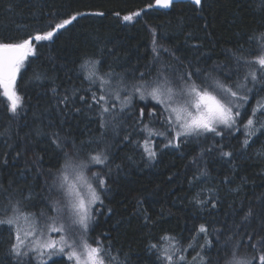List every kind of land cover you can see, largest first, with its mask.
Here are the masks:
<instances>
[{
  "label": "snow or ice",
  "instance_id": "obj_1",
  "mask_svg": "<svg viewBox=\"0 0 264 264\" xmlns=\"http://www.w3.org/2000/svg\"><path fill=\"white\" fill-rule=\"evenodd\" d=\"M214 2L218 3V0H188L205 21L200 26L204 37L187 33L186 39L193 41L190 47L194 53H199L194 54L192 60L182 61L174 53H169L179 67L166 64L155 75L141 72L138 77L133 75L129 82L126 74L118 73L111 65L105 66L103 56L86 52L80 58L77 72L83 74L84 81L88 82L87 88H64L61 91L62 86L56 82L58 77H50L46 70L34 75L37 81H51L49 106L43 111L52 119L47 124L41 120L40 126L22 137L17 130L13 141L6 140L4 146L8 150L0 152V167H12L23 160L24 167L18 170L20 178L25 177V172L35 170L37 175L45 177V190L56 191L58 199L52 201L43 197L52 215L44 209L32 211L36 205L32 203L31 191L28 195L21 193L17 196L12 186L14 182L10 181L7 187L0 182V227L7 232V264H48L49 261L57 264L54 257L62 258L65 264H127V257L121 260V251L114 249L111 243L105 244L103 239L90 236L98 216L103 214L102 193L109 189L108 181L112 178L111 155L115 145L107 141L109 129L117 135L120 131L126 132L120 143L133 145L134 150H140L141 159L148 163L156 161L163 149L179 150L211 136L212 142L202 147L190 161L195 167L190 185L208 177L207 168L201 167L205 156L219 154L229 162L234 159V152L224 151L227 145L217 142L216 137L223 140L226 133L234 136L242 132L244 139L240 145L243 152L254 142V137L264 135V0H252L249 6L260 19L254 27L242 33V43L238 40L234 49L225 50L227 61L199 67L197 65L206 64L210 58L200 49L204 46L203 40L213 35L209 31L212 25L203 14ZM11 6L10 3L9 8ZM175 6L176 0H154L140 11L124 15L123 20L133 21L149 9ZM93 14L104 15L103 12ZM64 15L67 18L61 19ZM82 15L85 14H64L52 8L49 12H41L40 17L33 15V19L39 21L36 27L18 24L14 20L0 24V92L7 100L6 111L11 113L10 120L24 109V98L17 91L21 69L30 57L37 56L40 44L52 41L56 34L66 30ZM180 19L182 22L183 18ZM151 31L155 65L159 50L165 53L169 50L157 43L156 30ZM81 92L84 94H79ZM134 97L143 102V106H134ZM253 100L255 104H251ZM150 101L154 102L152 107H149ZM33 116L40 119L35 112ZM74 116L94 121L100 135L90 134L88 140L79 139L71 126L65 127L68 119ZM128 120H132L131 125ZM133 136L143 138L133 139ZM38 138L47 141V147L42 151L49 154L50 160L55 159L54 168L43 167L44 156L36 151ZM156 138H163L166 142L157 144ZM257 156L264 157V150L258 151ZM97 165L106 171H93ZM115 167L119 169L121 165ZM241 179L246 183V178ZM234 182V176L227 175L220 181L223 185ZM241 188L242 185H238L230 190L238 194ZM203 191L201 188L193 196L194 205L200 209H216L220 202L216 190L209 189L211 195L200 198ZM258 200L259 208H254L251 201L246 209L241 204L234 215H243H239L238 222L233 219L230 226L227 222L220 228L212 226L215 221L200 223L190 230L188 237L162 229L161 235L147 245V250L155 255L156 264H264V196ZM137 203L136 214L141 216L145 225H154L151 215L143 208L144 201L138 200ZM107 211L111 213L112 209ZM25 223L29 225L27 228L23 226ZM101 235L107 237L108 234ZM200 240L203 243H199ZM213 249L216 252L214 257L209 255ZM191 251H195V256L189 258ZM0 264H6L3 258H0Z\"/></svg>",
  "mask_w": 264,
  "mask_h": 264
},
{
  "label": "trees",
  "instance_id": "obj_2",
  "mask_svg": "<svg viewBox=\"0 0 264 264\" xmlns=\"http://www.w3.org/2000/svg\"><path fill=\"white\" fill-rule=\"evenodd\" d=\"M149 2L154 0H0V24H8L14 20L18 24L36 27L39 21L33 19V15L40 17L41 12H49L52 8L64 14H85L66 30L56 34L52 41L40 44L37 56L30 57L21 69L17 79V91L24 98V109L19 116L9 119L11 113L6 111L7 100L0 92V133H3L0 135V152L8 150L4 142L13 141V134L17 130L22 137L40 126L41 120L47 124V121L52 119L51 115L43 111L49 106L51 81L34 79V75L39 74L41 70H46L50 77H58L56 82L62 86L63 91L64 88L88 87L83 74L77 72L80 58L86 52H96L98 56H103L105 66L111 65L118 73L126 74L129 82L133 75L138 77L141 72H151L155 75L156 71L166 64L179 67L169 53H174L182 61L192 60L194 54H199L193 52L190 47L193 41L186 39V35L192 32L203 38L204 32L200 30V26L205 21L188 2L176 3V6L169 10L149 9L130 22L123 20L124 15L140 11ZM251 3L252 0H218V3L212 4L211 9L206 8L203 15L210 21L212 26L209 31L213 35L203 40L204 46L200 52L206 53L210 58L206 64L197 66L211 67L214 62L223 64L227 61L225 50L234 49L236 42L241 40L242 33L254 27L260 19L258 15L253 14V9L249 6ZM96 12H103L104 15H94ZM117 12L120 13L119 16L116 15ZM151 29L156 30L157 43L169 50L168 53L159 50V60L155 65ZM153 103L150 101L149 107H152ZM255 103V100L251 102ZM133 105L143 106V102L134 97ZM34 112L40 117L39 120L34 118ZM131 124L132 120H128V125ZM69 126L74 129V135L79 139L88 140L90 134L100 135L96 123L82 116L70 117L65 127ZM125 134L127 133L124 131H120L119 135L111 129L108 131L107 141L115 145L111 155L112 178L108 181L109 189L102 193L103 214L98 216L95 230L90 236L103 239L105 244L111 243L114 249L121 251V260L127 257V264H156L155 255L147 250V245L161 235L162 229L171 230L176 236L188 237L190 230L200 223L215 221L212 226L220 228L224 222L229 226L233 219L238 222L239 215L243 213L234 215V211L239 209L241 204L245 209L249 201L254 208L261 206L258 198L264 196V157L257 156V152L264 150V135L254 137V142L243 152L240 145V141L244 139L242 132L235 133L234 136H228L226 133L223 140L216 137L217 142L227 145L224 151L234 152V159L229 162L219 154L205 156L201 167L207 168L208 177L203 182L190 185L189 181L195 172V167L190 161L202 147H207L212 142L211 136L207 139L201 138L199 143L192 142L182 146L179 150L163 149L156 161L148 163L141 159L140 150H134L131 144L120 143ZM142 138L133 136V139ZM155 142L161 144L166 141L156 138ZM45 147V139H36V151L44 156L43 167L54 168L56 161L50 160L49 154L42 151ZM129 156L132 157L131 160L127 159ZM115 165L121 167L117 169ZM23 167V160L14 163L12 167H0V182L5 187L10 181L14 182L12 186L16 189L17 196L21 193L28 195L31 191L32 203L36 205L31 210L44 209L48 215H52L43 197L55 201L58 199L56 191H46L45 177L37 175L35 170L25 172V177L21 179L18 170ZM92 170L106 171L99 165L94 166ZM226 175L234 176L235 182L230 185L221 184V179ZM242 177L246 178V183ZM238 185H242L238 194L230 190ZM201 188L204 191L200 198H208L211 195L209 189L216 190L220 201L216 209H200L194 205L193 196L200 192ZM138 200L144 201L143 208L151 215L154 225H145L141 216L136 214ZM109 208L112 209L111 213L107 211ZM252 226L255 227L254 221ZM0 231H3V236H0V258L7 264V232L2 227ZM102 233H107V237L102 236ZM224 239H227V236ZM198 242L203 243V240ZM184 243L186 245L187 241ZM164 246L168 245L165 243ZM196 251H199V248ZM244 251L242 248L241 252ZM248 252L251 254V250ZM113 254L115 255V252ZM209 255L214 257L215 249L211 250ZM191 256H195V251L190 252L189 258ZM53 259L57 264H65L62 258ZM48 264L52 262L49 261Z\"/></svg>",
  "mask_w": 264,
  "mask_h": 264
},
{
  "label": "water",
  "instance_id": "obj_3",
  "mask_svg": "<svg viewBox=\"0 0 264 264\" xmlns=\"http://www.w3.org/2000/svg\"><path fill=\"white\" fill-rule=\"evenodd\" d=\"M180 2H188V0H176V3H180ZM159 9V8H156ZM159 10H169V9H159Z\"/></svg>",
  "mask_w": 264,
  "mask_h": 264
},
{
  "label": "rangeland",
  "instance_id": "obj_4",
  "mask_svg": "<svg viewBox=\"0 0 264 264\" xmlns=\"http://www.w3.org/2000/svg\"><path fill=\"white\" fill-rule=\"evenodd\" d=\"M23 226H24L25 228H27L29 225H28L27 223H25Z\"/></svg>",
  "mask_w": 264,
  "mask_h": 264
}]
</instances>
